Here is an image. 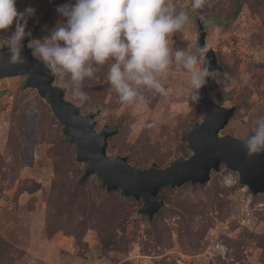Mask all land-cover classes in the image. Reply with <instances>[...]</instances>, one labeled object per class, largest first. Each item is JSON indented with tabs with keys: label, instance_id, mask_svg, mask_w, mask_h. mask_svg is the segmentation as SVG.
I'll return each instance as SVG.
<instances>
[{
	"label": "rangeland",
	"instance_id": "1",
	"mask_svg": "<svg viewBox=\"0 0 264 264\" xmlns=\"http://www.w3.org/2000/svg\"><path fill=\"white\" fill-rule=\"evenodd\" d=\"M174 2L189 22L169 37L170 48L195 51L205 32L222 66L210 78L209 96L235 106L220 134H250L264 116V0H208L198 10L191 0ZM70 3L17 0L18 11L35 9L26 31L38 27L31 38L36 58L38 41L66 20L57 7ZM14 30L15 22L0 29V47ZM110 63L85 79L89 99L79 106L84 115L98 112L97 131L117 130L108 157L126 156L141 168L188 157L183 133L204 118L199 101L189 99L190 74L173 65L163 78L167 95L145 92L144 102L129 104L108 82ZM25 79H0V264H264V192L252 194L221 165L205 184L163 187L164 204L149 218L141 199L106 190L95 174L82 178L88 163L76 159L63 126Z\"/></svg>",
	"mask_w": 264,
	"mask_h": 264
},
{
	"label": "clouds",
	"instance_id": "2",
	"mask_svg": "<svg viewBox=\"0 0 264 264\" xmlns=\"http://www.w3.org/2000/svg\"><path fill=\"white\" fill-rule=\"evenodd\" d=\"M16 3L0 0V29L15 22L7 45L8 62L13 65L26 63L22 41L31 36L27 21L35 14L33 7L18 11ZM207 3L191 0V8L202 9ZM56 11L66 20L42 41L37 40L35 53L57 78V87L66 90L77 106L89 99L85 79L93 78L109 61L107 79L121 102H144L145 92L167 95L163 78L175 65L190 74L189 99L198 103L199 89L211 77L212 71L202 63L210 47L204 44L195 51L170 48L169 37L189 22L187 11L178 10L174 0H74ZM32 43L27 47L32 48ZM254 125L251 135L239 137L248 157L264 153V116ZM225 182L230 185L232 179L226 177Z\"/></svg>",
	"mask_w": 264,
	"mask_h": 264
},
{
	"label": "water",
	"instance_id": "3",
	"mask_svg": "<svg viewBox=\"0 0 264 264\" xmlns=\"http://www.w3.org/2000/svg\"><path fill=\"white\" fill-rule=\"evenodd\" d=\"M37 33L38 27L35 26L31 36L22 41V55L26 57L24 64H10L7 48L0 47V79L26 76L25 87L35 89L49 105L63 126L64 134L74 144L76 159L88 163L83 179L95 174L106 190L119 189L125 196L141 199V212L149 218L164 204V200L159 197L163 187H179L186 182L205 184L209 181L211 172L218 171L221 165L237 173L238 182L246 186L252 194L264 192V153L248 157L239 138L220 134L235 113V106L220 105L209 96L208 84L211 77H206L205 85L199 89V104L204 110V118L201 122L194 123L192 129L185 131L182 136L191 154L188 157L178 156L165 167L155 162L146 168L136 167L128 162L126 156L108 157V139L117 130L104 125L97 131L95 116L98 112L82 114L79 106L66 99V90L54 84V76L34 56L32 48L27 47ZM204 44L207 43L205 32L202 31L198 46L202 47ZM209 47L205 60L212 76L222 66L218 63L213 47Z\"/></svg>",
	"mask_w": 264,
	"mask_h": 264
},
{
	"label": "trees",
	"instance_id": "4",
	"mask_svg": "<svg viewBox=\"0 0 264 264\" xmlns=\"http://www.w3.org/2000/svg\"><path fill=\"white\" fill-rule=\"evenodd\" d=\"M239 6V4L237 3V6H236V8ZM25 84V83H24ZM83 178V177H82ZM123 194V193H122ZM124 195V194H123ZM125 196V195H124Z\"/></svg>",
	"mask_w": 264,
	"mask_h": 264
}]
</instances>
